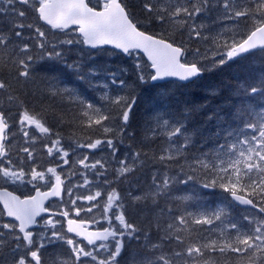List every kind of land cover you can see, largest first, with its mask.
<instances>
[{"label": "snow or ice", "instance_id": "1", "mask_svg": "<svg viewBox=\"0 0 264 264\" xmlns=\"http://www.w3.org/2000/svg\"><path fill=\"white\" fill-rule=\"evenodd\" d=\"M213 7L222 8L225 19L245 22L243 30L233 32L220 42L223 55L216 61L215 56L220 53H213V67L256 49L264 53V0H144L143 21L129 11L125 0H96L94 5L91 0H0V65L7 68V77L0 73V182L31 185L35 191V195L23 198L7 190L0 192V264H6V259L7 264H44L42 250L57 244L68 247L71 264H121L122 253L132 241H143L141 246L151 253L139 259L133 257V264H201L202 259L203 264H212L211 257L217 253L226 258L229 253L236 254L237 261L247 254L248 264H264V216L245 215L243 219L248 223L245 229L230 218L225 207H219L186 212L165 223L164 210L159 208L161 198L169 196L176 185L195 183L197 174H201L205 177L203 188L219 187L236 204L264 214V79L259 86L248 90V107L259 108L256 112L259 128L252 122L246 126L258 131V137L253 134L250 140L247 137L239 140L242 146L239 149L233 143L229 149L232 154L227 159L216 153L218 163L210 161L208 153H202L205 157L202 159L191 152L193 137L201 133L195 125L190 128L185 123L188 116L183 112L177 110L173 115L168 111L166 104L171 96L157 92L149 101L151 119L146 122L145 139H149L147 133L152 137L163 135L167 146L154 159L165 169L169 162H175L179 171L171 175L168 171L156 172L146 189L127 193L132 211L143 208L147 217L149 209H156L151 212L147 227H140L129 219L125 197L115 188L105 192L97 187L93 192L89 187L88 194L76 195L70 199V208L62 206L59 211L46 206L50 198H61L65 193L73 196L72 188L65 189L62 166L78 164L94 171L96 176H103L107 163L102 159L90 161L88 155L70 162L69 148L63 145L59 134L52 132L44 112L30 104L46 96L69 97L80 106L83 118L80 123L89 128L98 126L103 134V138H89L87 143L77 142L76 149H107L115 157L119 151L117 143H123L129 135L127 129L140 99L137 94L140 85L151 82L153 88H164L165 85L157 82L170 77L195 83L209 70L201 63L208 57H201L199 49L192 55L200 59L191 62L187 59L188 49L182 40H176L175 33L189 27L190 37L200 38L202 26L188 22ZM154 27H159L160 32L154 31ZM49 32L61 33L66 38L50 40ZM71 33L78 36L73 37ZM77 45L81 51L85 47L92 50L95 55L90 54L89 59L94 62L96 57L109 53L126 58L130 66L107 72L95 63L85 70L83 59L69 64L67 54ZM56 66L74 71L77 80L87 83L91 90L103 89L98 97L102 103L98 106L77 88L68 87L63 73L54 70ZM101 75L105 77L103 82L95 79ZM111 86L126 92L113 94ZM185 103L189 104V114L196 112L192 102ZM234 110L241 114L238 107L234 106ZM52 115L55 119V113ZM14 129L24 138V146L16 149L15 159L12 156L17 134ZM53 135L55 139L44 143L43 149L57 163L42 167L33 145L41 137ZM142 155L146 157L147 153L137 151L119 159V166L114 169L116 179L126 178L137 163L143 164ZM41 182L47 191H41L38 186ZM92 183L85 175L83 184L75 187ZM79 201L87 202V206H77ZM94 211L100 213L99 218ZM167 211L171 215L172 209ZM82 213L90 218H82ZM4 217L11 219L5 221ZM56 217L66 221V230ZM101 220L107 221L108 227L89 230ZM191 225L208 226L213 235H204ZM193 232H197L194 238ZM172 243L184 247L169 249ZM5 248L9 249L7 258L2 255ZM51 264H69V260L53 253Z\"/></svg>", "mask_w": 264, "mask_h": 264}, {"label": "trees", "instance_id": "2", "mask_svg": "<svg viewBox=\"0 0 264 264\" xmlns=\"http://www.w3.org/2000/svg\"><path fill=\"white\" fill-rule=\"evenodd\" d=\"M144 0H125V3L129 6L131 11L137 18L143 21L141 14V6ZM155 2V0H153ZM94 5L96 0H91ZM19 7V6H18ZM224 16L222 8L213 7L209 8L205 12H202L199 16L194 18V21H189V25L195 23L201 31V37H190L189 27H184L183 31L176 32L175 38L177 41H183L188 49L187 59L191 62L194 59H200V57H194L192 53L196 49L200 50V56H207L208 59L201 60L206 70L202 73L201 77L196 80L195 83L182 84L176 81H166L163 83L164 88H153L152 84H143L137 88V94L140 99L137 101V105L133 109V115L130 121V127L127 129L129 135H126L123 139V143H117L119 151L116 156L113 157L110 150H89V149H76V143H87L89 138L92 140L96 138H103V134L98 126L91 128L87 127L86 124H81L80 121L83 119L80 116V106L70 100L69 97L64 96L63 98H50L44 97L42 101H34L30 104L31 107L38 111L44 112L47 117V123L52 128L54 134H59L62 139V143L66 148L70 150V162L76 161L88 155L90 161L96 159H102L107 163V171L103 176H96L94 171L85 170L78 164H73L72 167L63 166L65 176V189L72 188L73 196L69 197L66 193L60 198L59 201H53L50 206L59 211L61 204L63 207H71L70 199L76 195H86L89 193V187L94 192L97 187L107 191H111L115 188L121 196L125 197V204L129 210V219L133 220L140 227H147L148 220L151 219V212L156 209H149V215L145 217L144 209L137 207L135 211H132V203L128 198L127 193L131 190L136 192L138 190L146 189L152 182L153 174L164 171L174 174L179 171L175 162H169L168 168L165 169L164 165L158 160L154 159V156L160 154L161 149L167 146L166 140L163 135L158 137H152L151 133H147L149 139H145L146 135V122L151 119V105L149 101L156 95L157 92L164 93L166 96H171V101H168L166 107L168 111L175 115L177 110L188 116V120L185 123L191 128L192 125L196 126V129L201 133L200 136L193 137L194 146L190 145V150L194 155L202 156V153H208V159L212 162L218 163L216 153H220V158L227 159L232 153L229 151L230 146L235 143L237 149L242 147L238 141L249 137L252 133V129L247 128V123H257L258 117L256 112L259 108L250 109L248 107L249 95L248 90L252 86H259L260 81L264 79V53L261 50L254 51L243 57L228 61L224 65H217L213 67V53L219 52L218 60L222 58L223 49L219 46L220 41L228 39L231 34L238 30H243L245 22L240 20L238 23L232 20L222 18ZM30 20V17H29ZM217 20H221L224 24L225 29L221 30V33H211L212 28H218ZM165 27H168L167 25ZM47 31V29H45ZM154 31L160 32L159 27H154ZM73 37L78 36L76 33H71ZM208 37V39H204ZM48 38L50 40H59L66 38L61 33L49 32ZM95 55L92 50L84 48L81 51L79 45L73 46L70 53L67 54V62L69 64L73 61L83 59L85 70L95 63L96 65L105 68L107 72L117 70L121 66H130V62L124 57L112 56L109 53H105L103 57H96L95 62L89 59V56ZM216 60V58H215ZM216 60V61H218ZM56 71L63 73V76L67 82L68 87H75L82 93L89 101L97 104L98 106L102 103L98 97L100 95L99 90H91L87 83L77 80L74 71L61 66H56ZM0 73L7 77V68L0 65ZM96 80L103 82L105 77L103 75L95 77ZM134 79V77H132ZM31 87V86H29ZM110 91L113 94L124 95L125 91H119L116 86H111ZM259 99V97H256ZM185 102H192L196 107V112L189 114L187 109L189 104ZM234 106L241 110V114H236ZM46 110V111H45ZM251 112V115L248 113ZM55 113V119L53 118ZM180 119L179 116H176ZM259 128V123H257ZM16 131V129H14ZM18 132V131H17ZM16 132V133H17ZM35 134L40 137L38 132ZM51 139H55V135L50 138L41 137L40 140L33 145L36 149L37 160L40 162L42 167L55 166L57 161L46 155V151L43 149L44 143H50ZM23 146V140L16 134L13 142L12 156L15 159L18 147ZM75 150L72 152V150ZM147 153V156H141L143 164L137 163L135 170L127 175L126 178L116 179L114 169L117 168L118 160L123 158L125 154L131 156L134 152ZM184 163L183 160L180 161ZM96 171H103L97 169ZM93 183L90 186L75 187L82 185L84 176ZM198 175V180L195 183L190 182L188 185H176L169 196L161 198L159 202V208L164 210V222H169L173 217L177 215H183L186 212H198L204 209L212 210L214 208L225 207L226 211L230 212V218L238 222L242 228H248V223L244 221L245 215L264 216L259 214L258 211L249 208H240L236 206L231 199L229 194L225 193L219 187L205 189L202 183L205 177L201 174ZM211 174H209L210 176ZM104 180H108L110 183L105 185ZM41 190L47 189L44 183L38 185ZM14 187V186H13ZM15 191L21 195H30L33 193L31 185L24 187L15 186ZM12 189V188H11ZM27 191V193H26ZM188 196V200H181L179 197ZM106 198V197H105ZM102 202V201H101ZM56 203H59L57 205ZM53 205V206H52ZM77 206H87V202L79 201ZM168 208L172 209L171 215L168 214ZM94 214L99 218L100 213L94 211ZM72 218H75L74 213ZM82 218L89 219L90 216H85L82 213ZM60 219L63 225V219ZM219 223V222H217ZM107 224V221L101 220L98 225ZM60 226H58L59 228ZM192 228L197 229L204 235H213L209 231L208 226H197L191 225ZM181 235L188 236V233H181ZM197 232L192 233L194 238ZM10 239V237H9ZM141 241H132L130 245L126 246V250L122 253L121 264H133V257L139 259L142 256H150L146 249H144ZM184 245H177L172 243L168 246L169 249L182 248ZM9 249L5 248L2 255L4 258L8 257ZM55 253L62 258H67L71 264V253L68 247L64 244H57L49 246L42 250V259L44 264H51L52 254ZM206 256L204 259H207ZM212 264H248V255L241 257L239 261L236 259V254H228V257L220 254H213L211 257ZM7 264V259H6ZM203 264V259L201 260Z\"/></svg>", "mask_w": 264, "mask_h": 264}, {"label": "rangeland", "instance_id": "3", "mask_svg": "<svg viewBox=\"0 0 264 264\" xmlns=\"http://www.w3.org/2000/svg\"><path fill=\"white\" fill-rule=\"evenodd\" d=\"M222 18H224V16L222 17ZM217 23H218V28H211L210 27V29H211V33H221L222 31L221 30H223V29H225V26H224V24H222V21L221 20H217ZM219 37H222V39H224V37H223V34H221V36H219ZM220 42L222 41V40H219ZM212 54H213V51L211 52ZM215 58H216V60H218V56L216 55L215 56ZM16 132H17V130H16ZM18 133V135H19V137L21 138V140H23V146H24V138L19 134V132H17ZM253 134H255V135H257V137H258V135H259V133H258V131H252V133L249 135V137H247L249 140L251 139V137H252V135ZM63 167V166H62ZM58 170V172H60L61 171V169L60 168H58L57 169ZM64 170V169H63ZM62 179H64L65 180V176H64V171L62 172ZM65 182H66V180H65ZM43 183V182H42ZM14 186V187H13ZM15 186H17V187H24L23 185H13V184H3L2 182H0V187H6V188H8V190H10V191H12V192H14V193H17L16 191H15ZM12 188V189H11ZM26 193H27V191H26ZM57 205H59V203H56ZM53 206V205H52ZM61 206H63L62 204H61ZM5 221L7 220V219H5V218H3ZM103 221H105V220H103ZM107 225H108V223H107Z\"/></svg>", "mask_w": 264, "mask_h": 264}, {"label": "water", "instance_id": "4", "mask_svg": "<svg viewBox=\"0 0 264 264\" xmlns=\"http://www.w3.org/2000/svg\"><path fill=\"white\" fill-rule=\"evenodd\" d=\"M77 35H78V33H76ZM109 48H110V46H108ZM86 48V47H85ZM258 50H260V49H256V50H253V52L254 51H258ZM249 54V53H248ZM244 55H246V54H244ZM237 58H240V57H237ZM237 58H235V59H237ZM166 81H176V82H179V83H182V84H186V83H189V82H186V81H180V80H178L177 78H174V77H170V78H166L165 80H163V81H159V82H157V83H163V82H166ZM150 84H151V82H150ZM4 190H7V191H10V190H8V189H6V188H0V192H2V191H4ZM48 189H46V190H41V191H47ZM10 192H12V191H10ZM14 195H18V194H16V193H14V192H12ZM31 195H35V191L31 194ZM21 198H23V197H21ZM58 199H60V198H50V200L49 201H46V206H48V204H49V202L50 201H55V200H58ZM230 199H231V197H230ZM232 200V199H231ZM235 205H237L238 207H241V208H250L249 206H243V205H238V204H236L234 201H232ZM0 207H2V205H0ZM255 210H257V209H255ZM7 220H9V219H11V218H7V217H5ZM62 218V217H61ZM63 219V218H62ZM64 225H65V230H66V227H67V224H66V221L64 220ZM89 230H93V229H89ZM102 230V229H101ZM94 231V230H93ZM69 235H73V234H69ZM77 239H80V238H77ZM86 243V242H85Z\"/></svg>", "mask_w": 264, "mask_h": 264}, {"label": "flooded vegetation", "instance_id": "5", "mask_svg": "<svg viewBox=\"0 0 264 264\" xmlns=\"http://www.w3.org/2000/svg\"><path fill=\"white\" fill-rule=\"evenodd\" d=\"M61 218V217H60ZM63 224H64V220H63ZM104 227H108L107 224H101V225H98V224H92L90 229H93V230H97V229H102ZM77 239V238H76ZM70 264V263H69Z\"/></svg>", "mask_w": 264, "mask_h": 264}, {"label": "bare ground", "instance_id": "6", "mask_svg": "<svg viewBox=\"0 0 264 264\" xmlns=\"http://www.w3.org/2000/svg\"><path fill=\"white\" fill-rule=\"evenodd\" d=\"M247 55V54H246ZM150 83V82H149ZM229 198H230V196H229ZM232 201V200H231ZM237 206V205H236ZM241 208V207H240ZM249 209H252V208H249ZM255 211H258V210H255ZM65 226V225H64Z\"/></svg>", "mask_w": 264, "mask_h": 264}]
</instances>
